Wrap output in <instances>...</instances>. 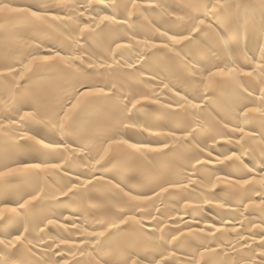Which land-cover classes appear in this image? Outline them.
Returning <instances> with one entry per match:
<instances>
[{
	"label": "bare ground",
	"instance_id": "6f19581e",
	"mask_svg": "<svg viewBox=\"0 0 264 264\" xmlns=\"http://www.w3.org/2000/svg\"><path fill=\"white\" fill-rule=\"evenodd\" d=\"M5 72L0 262L260 264L264 0H0Z\"/></svg>",
	"mask_w": 264,
	"mask_h": 264
},
{
	"label": "snow or ice",
	"instance_id": "6c2138e0",
	"mask_svg": "<svg viewBox=\"0 0 264 264\" xmlns=\"http://www.w3.org/2000/svg\"><path fill=\"white\" fill-rule=\"evenodd\" d=\"M151 6V5H150ZM213 5L212 4H206L205 5V7H209V8H211ZM221 7H222V5H220ZM4 8H7V5H4L3 6ZM29 7H31V6H29ZM133 7H135V4L133 5ZM12 11H21L20 9H12ZM43 11H48L46 8H45V6L44 5H40V6H37L36 8H35V10H32L31 12H30V15L32 16V18L33 19H35V20H37V21H39V20H41L42 19V17L40 16V15H38V13L39 12H43ZM110 19H112V17H109V16H104V17H102V22L103 21H105V20H110ZM204 19H199V23H200V25H204ZM200 29H194V31H199ZM168 39L169 40H171L173 43H181L182 41H184V40H191V35L189 34V35H182V34H177V35H173V36H170V37H168ZM167 45H165V47H166ZM119 47V46H118ZM50 58V57H49ZM34 59H39V57H36V58H34ZM10 71H11V69H9ZM235 71V69H229L228 70V72H227V74H231L232 72H234ZM214 75H224V74H226L225 73V70L224 69H221V68H219L218 66H217V70H216V72L215 73H213ZM0 75H5V76H7L8 75V73L7 72H5V73H0ZM245 75H251V72H246L245 73ZM79 92H81V94L82 95H85V96H88V97H94V96H98V95H107V93H103L102 91L101 92H94V91H92L91 89H89L88 87H85V88H83V89H80V90H78ZM262 103H264V101H262ZM194 107H195V105H193ZM249 111H251V112H256V111H259V109H256V108H252V109H250ZM174 115H179V113H173ZM20 119L23 121L24 119H25V117H20ZM145 123H147V122H145ZM239 131H241V132H243L244 131V129H239ZM112 143H124V141H112ZM166 146V145H165ZM45 147H48V145H45ZM111 147V144H109V148ZM106 156H107V152L104 154V155H102L101 157H100V161H103L105 158H106ZM227 159H232V157H227ZM100 161H97V163H100ZM197 163L199 164V163H201V161H197ZM32 167H35V168H39V164H36V165H33ZM50 167H52V168H57V167H59V165H57V164H52V165H50ZM20 171H23V169H21ZM15 173L12 171V170H10V171H8V172H4V173H0V176H12V175H14ZM75 183V182H74ZM92 183V180L91 179H87V180H85V182H84V184L85 185H88V184H91ZM70 192H73V188H68V191L67 192H65V193H63V195H67L68 193H70ZM126 195H127V193H126ZM139 197L138 196H131L130 197V199H132V200H136V199H138ZM32 199H36V197H33ZM19 207H20V209H21V211H23V209H24V205L23 204H21V205H19ZM49 223H51V221L49 222ZM121 223H126V221H124V220H121ZM73 227H75V225H73ZM112 227H117V225H115V224H113L112 225ZM91 235H99V236H103L104 235V232H99V233H91ZM261 235L262 236H264V232H262L261 233ZM19 236H17L16 237V240H17V243H19ZM61 243H67L66 241H61ZM0 244H4V241H0ZM5 247H8L9 245H7V244H5L4 245ZM12 247H15V245H11ZM262 249H264V241H262L261 242V244L259 245ZM259 259H260V264H264V251H262L260 254H259ZM0 264H12V262L11 261H8V260H5V261H3V262H0ZM65 264H68V262L66 261L65 262ZM76 264H81V262L80 261H77L76 262ZM132 264H135V261H133L132 262Z\"/></svg>",
	"mask_w": 264,
	"mask_h": 264
}]
</instances>
